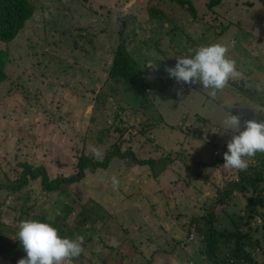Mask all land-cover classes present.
<instances>
[{
	"label": "rangeland",
	"instance_id": "rangeland-1",
	"mask_svg": "<svg viewBox=\"0 0 264 264\" xmlns=\"http://www.w3.org/2000/svg\"><path fill=\"white\" fill-rule=\"evenodd\" d=\"M83 1H77L81 6L78 9L68 2L30 0L42 10L9 46L14 49L9 51L10 56H27L29 64H9L6 82L0 84V163L6 169V179L14 181L12 169L18 164L41 167L52 180L75 175L82 150L98 160L115 148L128 152L123 161L114 159L106 170L86 175L75 189L81 200L71 205L73 215L64 227H72L74 215L83 207L81 203H86L94 220L72 235H82L84 244L95 247L83 252L74 264H92L93 258L104 260L96 261L98 264H210L203 262L198 248L201 238L188 228V221L210 213L216 216L215 225H222L219 231L229 230L230 218L238 220L245 207L258 199L255 191L244 186L232 188L231 194L225 192L227 185L238 181L240 171L222 167L227 142L236 134L222 121L228 112L239 115L244 130V121L264 120V106L252 103L243 94L245 81L264 86V0H222L215 12L207 11L208 0H187L195 6L201 22L170 0H155L160 16L144 23L128 18L123 29L128 52L142 68L151 65L143 72L147 76L143 83L149 88L142 97L131 95L134 90L129 92L110 79L101 83L88 79V73L101 74L105 79L102 67L110 61L106 57L111 47L108 38L118 39L122 23L117 20L120 10L112 0H104L103 8L101 0L97 4L88 0V5ZM134 1L130 0L128 6ZM80 17L84 24L79 22ZM96 19L111 22L114 29L96 35L99 53L85 42L74 41L72 37L76 36L69 33L57 37L59 51L43 38L45 30L50 29L60 35L66 31L75 35V28ZM217 21L225 23L226 31L219 43L229 46L228 54L245 79L231 82L212 99L201 85L178 84L165 69L175 66L176 57L191 56L197 47L215 43L213 35L220 32ZM39 55L41 59L31 66L32 56ZM94 58L103 59L100 67L95 66ZM17 85L23 97L12 95ZM99 111L111 115H97ZM127 139L132 140L131 145L122 143ZM130 155L140 161L166 158L170 162L164 169L155 165L135 167ZM263 157L257 153L249 166H257ZM113 176L119 180L116 190ZM28 194L31 203L36 202L41 210L44 204L49 206L48 220L60 215L58 195L43 194L39 180L19 195ZM220 201L224 205H219ZM10 202L6 193L0 194V217L7 216V225H14L17 217ZM38 213L37 209L32 211ZM95 213L102 220L96 219ZM7 237L6 243L18 240L15 234ZM155 251L161 256L154 258ZM0 264L10 261L0 258Z\"/></svg>",
	"mask_w": 264,
	"mask_h": 264
},
{
	"label": "trees",
	"instance_id": "trees-1",
	"mask_svg": "<svg viewBox=\"0 0 264 264\" xmlns=\"http://www.w3.org/2000/svg\"><path fill=\"white\" fill-rule=\"evenodd\" d=\"M77 1L78 0H56V3L60 4L68 2L71 7L81 9V6ZM170 1L189 11L193 20L196 19L200 22L203 21L191 1ZM208 1L206 9L209 12H215L214 9L220 7L222 3V0ZM83 2L88 5V0ZM94 2L97 4V0H94ZM112 2V5H117V8L120 10V14L117 15V20L122 23V28H119L122 30L119 32L118 39L113 36L108 38L111 41V47L107 50L109 55L106 57L110 61L108 62L107 67H102V70L106 74L105 79H103L101 74L95 76L94 73H88L87 76L89 77V80H95L97 83L110 79L129 92L134 90L131 95L135 94V96L142 97L143 95L145 96L146 88H149L143 83L147 80V76L143 72L150 67L144 64V68H142V64H140V62L128 52L127 42L123 39V29H125V26L128 23V18L139 23H144L148 18H156L157 16H160L162 12L156 9L155 0H136L135 3L130 6H128L130 0H112ZM104 5L105 1L101 0V8H103L102 6ZM41 10L40 6L36 7L30 2V0H0V84L6 82V72L9 64L16 61L21 63L22 61H25L29 64L27 56H24L23 58H14L10 56L9 51L14 49L12 47L9 48V46L11 43L15 42L18 37L23 35L26 24L36 13L41 12ZM57 20L58 18L51 22H56ZM79 22L84 24L81 21V17ZM216 24L221 33L219 32L220 34L217 33L213 36L215 38V43H219L226 35L225 23L217 21ZM102 27L104 29H101ZM75 30L78 32L75 35L71 31L61 32L62 34L60 35L57 31H54V29L45 30L43 38L50 41L53 47L59 51L60 39H57V37L65 36L68 35L66 33H69L71 36H76L72 37L74 41L80 40L82 43L85 42L94 49L95 52L97 51L96 53H99L101 52V48L98 44L99 37L96 35H101V32L104 33L105 30L112 32L114 29L111 26V22L104 23L102 20L96 19L93 22L90 21L89 23H86L83 27L75 28ZM211 43L212 42L210 41L209 44ZM161 52L163 53L164 51L161 49ZM32 57L33 60L30 65L34 66L32 65L33 62L36 59L40 60L41 55L38 57ZM93 61L96 67H100L99 64H101L103 59L97 60V58H94ZM136 86L143 90L136 88ZM255 87V85H248L245 81V92H243V94L252 101V103H259L264 106V93H257ZM21 89L22 88L17 85L15 87L16 92L7 91V93L11 94L12 92L14 93L12 95L19 94V96L23 97V95H21ZM102 113L103 117L111 115L108 112L104 113L102 111H99L97 115ZM91 116L93 117L94 115ZM115 117H117V114ZM93 119L97 120L96 115ZM106 128L108 130L107 126ZM129 142V140H124L122 143L129 144ZM85 147L86 145H84V148ZM129 154L130 153L128 152L121 153L118 148H115L103 156L101 160H98V157L86 156L82 150L75 166L76 174L69 177H58L52 180L49 179L47 172L43 168H34L31 165L24 163L21 165L18 164L12 169L15 178L14 181H8L6 179V169L4 170V166L0 163V194H7V198L11 201L10 209H13V212L17 217L14 225H7L9 220L7 216L0 217V245L2 243L0 247V258L10 261V264H17L19 259L26 257V253L23 251L19 240H10L9 243H6L9 238L7 235H17V225L21 220H38L40 222L50 223L53 227H56L59 230V234L62 237L74 238L75 235L73 236L72 234L76 232V229L81 230V228L87 223L94 220V218L91 217L90 210L86 209L88 205L83 202L81 203L83 207L80 208V211L76 216L74 215V218L72 219V227H64L67 218H71L73 215L71 205L81 200L78 199L77 194L75 193L76 187L81 184L86 175H95L98 171L106 170L115 158L124 160ZM130 157L132 158L133 166L138 167L148 166L152 168V165H155L156 167L163 166L164 169V167L170 162V160L166 158L159 161H140L133 155H130ZM37 180L41 183V192L43 194L50 195L56 193L58 195L56 204L59 207L58 210H60V215L52 220L47 219L49 206H46L44 202V208L41 210L36 202L31 203V195L28 194L26 197H21L19 195L23 189L27 188ZM238 186H244L245 188H250L255 191L258 194V199L251 201L245 207L243 216L238 220H234L232 217L230 218L231 229L219 231L218 228L222 227V225L217 227L215 225L216 216L210 213L199 218H191L188 221V228L194 233H197V237L201 238L198 248L203 254V262L208 261L210 264H258V261L263 260L264 264V157L259 160L257 166L252 167L250 165L246 171H240L238 173V181L227 185L225 192L231 194V189ZM225 192H223L222 195H224ZM219 205H224L223 201H220ZM35 209L38 210V214H32V211ZM94 216H97L96 219L99 217L96 213ZM259 217L261 218L260 221L257 220ZM99 219L102 220L100 217ZM93 224H95V221ZM192 225H195L196 228H192ZM192 236L193 233L190 234V237ZM83 247L84 252H86L87 249H92L95 245L90 244L87 246L86 244H83ZM137 253L139 257H142L141 251H137ZM153 255L154 258L161 256L159 251H155ZM173 255L174 254L171 256ZM82 256L83 253L81 254V257ZM96 261L104 263V260H96L93 258L92 264H98Z\"/></svg>",
	"mask_w": 264,
	"mask_h": 264
},
{
	"label": "clouds",
	"instance_id": "clouds-1",
	"mask_svg": "<svg viewBox=\"0 0 264 264\" xmlns=\"http://www.w3.org/2000/svg\"><path fill=\"white\" fill-rule=\"evenodd\" d=\"M232 43L234 46V42ZM229 50L228 45L218 42L202 45L197 47L191 56L176 57L175 66L166 68L165 71L169 78H174L178 84H199L207 90L209 97L216 99L219 92L230 87L231 82L245 79L237 62L229 56ZM155 67L156 65L152 69ZM255 91L264 93V86L256 85ZM181 94L182 89L177 90V95ZM222 125L235 130L236 133L227 142L222 167L246 171L251 158L257 153L264 154V120L244 121V130H241V117L228 112ZM127 140L130 141L128 145H131L132 140ZM115 160L123 161L116 158ZM111 182L113 189H118L119 180L115 176L111 178ZM17 227L18 240L26 253V257L19 259L17 264H74L84 252L82 235L74 238L62 237L59 230L50 223L21 220Z\"/></svg>",
	"mask_w": 264,
	"mask_h": 264
}]
</instances>
